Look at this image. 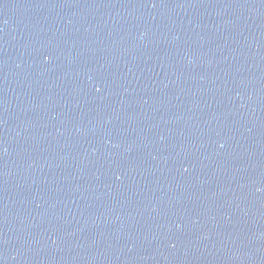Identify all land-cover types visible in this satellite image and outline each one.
<instances>
[{
	"label": "water",
	"instance_id": "1",
	"mask_svg": "<svg viewBox=\"0 0 264 264\" xmlns=\"http://www.w3.org/2000/svg\"><path fill=\"white\" fill-rule=\"evenodd\" d=\"M0 264H264V0H0Z\"/></svg>",
	"mask_w": 264,
	"mask_h": 264
}]
</instances>
